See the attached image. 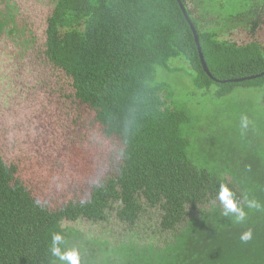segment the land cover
Masks as SVG:
<instances>
[{"label":"trees","instance_id":"obj_1","mask_svg":"<svg viewBox=\"0 0 264 264\" xmlns=\"http://www.w3.org/2000/svg\"><path fill=\"white\" fill-rule=\"evenodd\" d=\"M182 1L214 78L203 67L178 0H56L43 56L68 78L60 96L76 104L78 126L70 145L59 149L60 160L50 158L45 168L39 159L6 161L0 154V264H61L50 252L54 233L64 235L65 250L80 249L82 264H264V211L246 209L247 220L236 224L223 217L217 199L227 183L238 200L247 195L264 204V139L255 132L254 143L252 130L240 127L244 142L221 155L216 167L196 163L184 129L190 112L157 78L158 67L174 70L170 62L179 59L189 64L183 67L200 89L216 84L220 94L238 86L264 92V49L255 39L259 20L248 24L250 42L224 40L215 21L197 18L189 0ZM263 11L254 5L225 23L241 25L237 19ZM238 78L247 79L233 80ZM69 156L84 159L86 170L69 171ZM90 180L104 187L92 188ZM89 191L90 201L82 205ZM142 198L163 210L160 228L172 233L160 245L107 249L62 227L64 220L104 221L115 202L119 219L134 226L144 212ZM248 229L254 238L243 243Z\"/></svg>","mask_w":264,"mask_h":264},{"label":"rangeland","instance_id":"obj_2","mask_svg":"<svg viewBox=\"0 0 264 264\" xmlns=\"http://www.w3.org/2000/svg\"><path fill=\"white\" fill-rule=\"evenodd\" d=\"M189 2L197 18L207 23L215 21L220 26L218 33L224 40L250 42L252 36L248 32L252 25L248 24L258 18L260 29L255 39H259L264 49V0H204L203 7L196 0ZM258 4L263 11L260 16L237 19L241 25L234 21L233 28L225 23L243 12L247 14ZM55 5L56 0H0V154L6 161L31 163L39 159L41 163L37 164L41 168H45L50 158L60 160L59 149L70 145L72 130L78 126L76 104L60 96L69 86L68 78L43 56L48 18ZM170 65L176 69L167 71L158 67L157 78L165 82L172 100L190 112L192 121L184 129L191 140L190 150L196 163L216 167L221 155L237 149L244 142L240 130L244 115L252 121L249 129L254 143L255 132L264 139L263 88L238 86L220 94V85L215 84L211 89L196 87L190 70L183 67L189 68L184 60L173 59ZM84 161L69 156L65 166L78 173L86 170ZM226 177L232 180L230 174ZM141 201L144 212L134 226L119 219L120 203L115 202L104 221L64 220L62 227L79 232L84 240L104 244L107 249L131 243L160 245L165 236L172 235L160 228L163 210L159 206H147L143 198ZM198 212L192 210L193 215Z\"/></svg>","mask_w":264,"mask_h":264},{"label":"clouds","instance_id":"obj_3","mask_svg":"<svg viewBox=\"0 0 264 264\" xmlns=\"http://www.w3.org/2000/svg\"><path fill=\"white\" fill-rule=\"evenodd\" d=\"M252 121L249 119L247 115H244L241 118V129L242 132H246L250 126ZM89 184L92 188H102L104 184L96 181L90 180ZM91 192L85 194L84 197L81 198L80 203L82 205H86L90 201ZM217 199L219 200L223 212V217L234 218V223L242 224L248 218V211H264V204H261L258 200L249 198L247 195L244 196L243 201L238 200L236 197V193L233 189L227 184L222 183L220 185ZM254 238V230L248 229L243 232L240 240L243 243H249ZM66 244L65 237L62 233H54L52 237V242L50 246L51 255L55 258H58L61 264H82V254L79 248L70 247L65 250L62 246Z\"/></svg>","mask_w":264,"mask_h":264},{"label":"water","instance_id":"obj_4","mask_svg":"<svg viewBox=\"0 0 264 264\" xmlns=\"http://www.w3.org/2000/svg\"><path fill=\"white\" fill-rule=\"evenodd\" d=\"M178 1H179V3H180V6H181V8H182V10H183V12H184L186 18L188 19L189 23L191 24V26H192V28H193V30H194L195 37H196V41H197V43H198V45H199V47H200V42H199V36H198V34H197V29H196V27L194 26L193 22L191 21L189 15H188L187 8H186V6H185V4L183 3L182 0H178ZM199 49H200V55H201V59H202V63H203V67H204L205 71H206L210 76H212V77L214 78V76L212 75V73H211V71L209 70V67H208V65H207V63H206V61H205V57H204V54H203V52H202V50H201V47H200ZM263 73H264V72H263ZM263 73H262V74H263ZM262 74H260V75H258V76H262ZM256 77H257V76L254 75V76H250V77H247V78H248V79H253V78H256ZM247 78H238V79H233V80H234V81H242V80H245V79H247Z\"/></svg>","mask_w":264,"mask_h":264},{"label":"bare ground","instance_id":"obj_5","mask_svg":"<svg viewBox=\"0 0 264 264\" xmlns=\"http://www.w3.org/2000/svg\"><path fill=\"white\" fill-rule=\"evenodd\" d=\"M245 223V222H244ZM241 225V224H240Z\"/></svg>","mask_w":264,"mask_h":264}]
</instances>
